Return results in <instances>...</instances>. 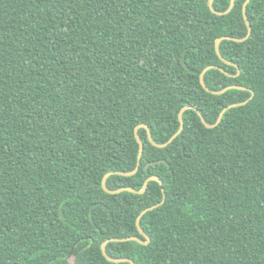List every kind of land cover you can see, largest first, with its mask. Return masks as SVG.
<instances>
[{
	"label": "trees",
	"instance_id": "16d2710c",
	"mask_svg": "<svg viewBox=\"0 0 264 264\" xmlns=\"http://www.w3.org/2000/svg\"><path fill=\"white\" fill-rule=\"evenodd\" d=\"M0 0V264H264V0ZM230 0H214L224 11ZM229 85L222 94L207 91ZM143 127L137 163L134 128ZM165 201L140 219L146 207ZM73 251L71 252V249Z\"/></svg>",
	"mask_w": 264,
	"mask_h": 264
},
{
	"label": "water",
	"instance_id": "95a60500",
	"mask_svg": "<svg viewBox=\"0 0 264 264\" xmlns=\"http://www.w3.org/2000/svg\"><path fill=\"white\" fill-rule=\"evenodd\" d=\"M213 1L214 0H210L209 1V8L212 12L218 14V15H222V14H227L229 13L232 8L234 7L235 5V0H230V4L229 6L227 7V9H225L224 11H217L214 9L213 7ZM250 0H245L243 2V5H242V13H243V17H244V20H245V23L247 25V33L244 37H232V36H229V35H224V36H221V37H218L215 41V51L216 53L218 54V56L220 57V59H222L224 62L226 63H231L230 61L226 60L222 55H221V52H220V48H219V45H220V42L221 40L223 39H229V40H233V41H236V42H241V41H244L246 40L250 34H251V30H252V26L247 18V14H246V8H247V4L249 3ZM211 68H217L219 70H221L222 72L228 74V72L221 66L219 65H207L203 68V70L200 72V75H199V79H200V83L201 85L209 92L213 93V94H222L224 93L226 90L230 89V88H244L242 86H238V85H229V86H226V87H223L221 89H218V90H211L209 89L205 82H204V74L206 73L207 70L211 69ZM253 97V91L250 95V97L247 99V100H244V101H241V102H234V103H231L225 107L222 108V110L219 112V115L216 119L215 122L213 123H209L207 122L203 115L200 113V111L198 110L197 107L195 106H189V105H184L183 107H181V109L179 110L178 112V119H179V122H180V125H179V128L167 139V141L163 142V143H158L156 141L153 140L152 138V135H151V132H150V129L148 127L147 124L145 123H140L138 125L135 126L134 128V135H135V138L138 142V145H139V148H138V157H137V163H136V166L133 170H130V171H120V170H116V171H108L106 172L103 177H102V181H101V186L103 188L104 191H106L107 193H110V194H116V193H119L121 191H129V192H133V193H143L147 186H148V183L149 181L151 180H157L159 181V183L162 185V180L156 176V175H151L149 177H147L145 180H144V183H143V186L142 188L140 189H135L134 187H131V186H122V187H119V188H116V189H111L107 186V178L112 175V174H118V175H123V176H130V175H133L134 173H136V171L138 170V167H139V164H140V159L142 157V154H143V150H144V144H143V140L141 139V137L139 136L138 134V129L143 127L147 130V135H148V139L149 141L157 146V147H165L167 146L169 143H171L180 133L181 131L183 130V127H184V121H183V113L185 110L187 109H193L195 111H197V113L199 114L200 116V119L202 121V123L208 127V128H213L215 126H217L219 124V122L221 121L224 113L226 110H228L229 108L231 107H236V106H239V105H243L245 103H247L250 99H252ZM162 189V192H163V196H162V199L160 202L154 204V205H151V206H148L146 208H144L137 216L136 218V225H137V228L139 230V232L145 237V240H142L140 239L139 237L137 236H128V237H123V238H108L106 239L102 244H101V251L102 253L111 261H114V262H119L121 260H129V259H126V258H112L110 257L107 252H106V244L108 241H126V240H137V241H140L141 243H144V244H147L149 241H150V238L149 236L143 231V229L141 228V225H140V219L141 217L146 213L148 212L149 210H152L153 208L161 205L164 201H165V198H166V194H165V190H164V187L162 186L161 187ZM73 251V248L71 249V252ZM130 261V264H133V261L129 260Z\"/></svg>",
	"mask_w": 264,
	"mask_h": 264
}]
</instances>
